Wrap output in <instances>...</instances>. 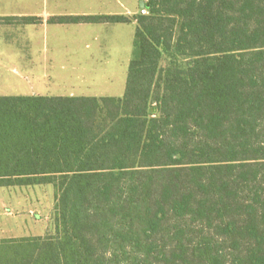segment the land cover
I'll return each instance as SVG.
<instances>
[{
    "label": "trees",
    "instance_id": "trees-1",
    "mask_svg": "<svg viewBox=\"0 0 264 264\" xmlns=\"http://www.w3.org/2000/svg\"><path fill=\"white\" fill-rule=\"evenodd\" d=\"M144 1L48 18L136 22L122 96L0 95V187L55 198L0 264H264V0Z\"/></svg>",
    "mask_w": 264,
    "mask_h": 264
},
{
    "label": "rangeland",
    "instance_id": "rangeland-1",
    "mask_svg": "<svg viewBox=\"0 0 264 264\" xmlns=\"http://www.w3.org/2000/svg\"><path fill=\"white\" fill-rule=\"evenodd\" d=\"M22 4L31 5L33 10L34 6L43 5V0H25ZM145 5L144 0H47L49 13L56 15L85 13L130 17ZM135 28V22L48 23L47 36L43 27L33 32L34 41L29 50L36 67L32 73L1 74L2 83L9 87L1 86L0 94L122 96ZM170 60L164 57L161 67ZM152 112L157 114L155 105ZM54 204L52 185L0 187V238L44 235L53 231Z\"/></svg>",
    "mask_w": 264,
    "mask_h": 264
},
{
    "label": "crops",
    "instance_id": "crops-1",
    "mask_svg": "<svg viewBox=\"0 0 264 264\" xmlns=\"http://www.w3.org/2000/svg\"><path fill=\"white\" fill-rule=\"evenodd\" d=\"M24 1L25 0H0V17L35 16L40 18L39 23L30 24L0 20V88L1 86L9 87L5 85L6 83H2L1 74L7 72L22 74V71L32 73V69L36 67L35 62L32 60L33 55L29 50L31 43L34 41L33 32L43 27L44 36H47L48 18L56 15L55 13H49L47 0H43V5L38 4L34 6L33 10L31 5L22 4ZM40 3H42V1H40ZM136 13H138V11L132 12L131 15H135ZM78 14L87 15L85 13H77V15ZM72 15H75V13ZM16 60L19 61V63L14 62ZM23 95L43 94L32 92Z\"/></svg>",
    "mask_w": 264,
    "mask_h": 264
},
{
    "label": "water",
    "instance_id": "water-1",
    "mask_svg": "<svg viewBox=\"0 0 264 264\" xmlns=\"http://www.w3.org/2000/svg\"><path fill=\"white\" fill-rule=\"evenodd\" d=\"M144 4V3H143Z\"/></svg>",
    "mask_w": 264,
    "mask_h": 264
}]
</instances>
